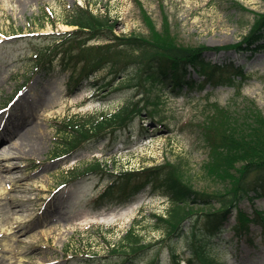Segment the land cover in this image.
<instances>
[{"label": "rangeland", "instance_id": "rangeland-1", "mask_svg": "<svg viewBox=\"0 0 264 264\" xmlns=\"http://www.w3.org/2000/svg\"><path fill=\"white\" fill-rule=\"evenodd\" d=\"M76 5L112 18L117 36L148 35L147 21L160 28L167 17L181 45L211 48L236 45L253 25L254 14L264 13V0H0V135L7 137L0 145L4 148L0 160L10 155L14 161L4 163L18 165L14 175L4 174L7 178L0 181V264H127L112 249L135 227L144 244L154 247L128 264H175L173 251L180 264H196L197 245L190 233L205 230V215H199L194 225L187 222L180 238L169 239L155 228L153 218L169 211L166 198L146 191L126 206L101 209L94 198L108 183L105 169L166 162L183 163L197 190L224 191L204 172L210 158L205 128L232 120V115L220 116L218 109L240 111L255 102L264 113V40L254 52L205 53L213 63L245 66L249 77L241 96L234 87L211 85L183 96L136 85L100 92L93 81L109 78L108 67L71 91V76L80 74L85 61L72 62L66 69L56 60L53 67L40 61L57 38L74 30L67 16ZM97 45L103 42L90 43ZM132 101L144 111L121 144L91 143L70 157L57 156L62 122L111 115ZM10 123L14 124L6 127ZM96 164L100 169L92 167ZM15 198L22 202L17 211ZM237 204L235 211L253 216L257 210L264 216V197L244 198ZM234 210L223 233L206 242V251L219 264H264L260 225L251 224L247 233L236 234L231 229L236 223Z\"/></svg>", "mask_w": 264, "mask_h": 264}, {"label": "trees", "instance_id": "trees-1", "mask_svg": "<svg viewBox=\"0 0 264 264\" xmlns=\"http://www.w3.org/2000/svg\"><path fill=\"white\" fill-rule=\"evenodd\" d=\"M67 19V24L74 30L57 38L54 45L45 50L40 62L53 67L56 60L66 69L72 62L85 61L86 66L80 74L71 76V91L83 86L98 69L108 67L111 70L109 78L93 81L95 89L100 92H120L136 85L151 91L156 88L169 90L183 96L195 90L206 91L211 85L234 87L241 96L249 77L245 66L233 61L213 63L207 60L205 53L215 49L254 52L264 40V13L254 14V23L240 42L221 48L181 45L167 17L163 18L160 28L147 21L148 35L129 36H117L116 22L108 15L94 14L88 7L76 5ZM93 41H101L103 45L90 46ZM195 75L203 80H198ZM137 109L132 101L111 115L90 119L77 116L62 122L58 125L62 138L57 145V156L62 153L60 156L70 157L91 143L113 141L121 144L124 135L132 130L135 118L144 111ZM218 112L220 116L232 115V120L228 123L221 120L212 129L209 125L205 128L210 158L204 172L224 191H199L187 178L183 163L166 162L113 173L105 170L108 183L94 198L95 207L126 206L146 191L153 196H163L171 207L167 214L153 218L156 219L155 228L162 230L169 239L180 238L185 233V224L190 221L196 224L199 215L203 214L207 217L205 230L198 232L197 228L190 233L191 242L197 245L194 259L196 264H219L217 258L206 251V242L223 233L239 201L264 197V113L255 102L240 111L222 108ZM92 167L100 169L99 164ZM250 176L252 178L247 182ZM216 204L220 205L218 210ZM235 214L236 223L231 229L236 234L244 235L251 224L260 225L264 234L262 213L254 210V215L249 216L236 210ZM152 247L154 245L144 244L135 227L112 252L121 255V260L128 264ZM173 258L175 264H180L176 251H173Z\"/></svg>", "mask_w": 264, "mask_h": 264}, {"label": "bare ground", "instance_id": "bare-ground-1", "mask_svg": "<svg viewBox=\"0 0 264 264\" xmlns=\"http://www.w3.org/2000/svg\"><path fill=\"white\" fill-rule=\"evenodd\" d=\"M14 124V123H10L9 125H7L6 127H11V125ZM15 126H13L14 128ZM7 137H3L0 135V145L2 143L5 142V140ZM4 148H0V151H4L3 150ZM15 158H12L10 155L9 156H5V157H2V159L0 161L1 162V167H0V181H3L4 179H6L7 177L4 175V174H15L16 170L18 169V165H15V164H5L4 162H13ZM20 159V158H19ZM12 181H14V179H12ZM16 198L13 199V203H15L14 207H13V211H17L19 209V206L21 207V203L22 202H16ZM133 213V212H132ZM17 214V212H16Z\"/></svg>", "mask_w": 264, "mask_h": 264}]
</instances>
